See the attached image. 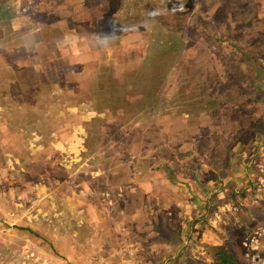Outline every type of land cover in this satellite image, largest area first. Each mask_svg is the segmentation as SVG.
<instances>
[{
  "label": "rangeland",
  "instance_id": "374dc122",
  "mask_svg": "<svg viewBox=\"0 0 264 264\" xmlns=\"http://www.w3.org/2000/svg\"><path fill=\"white\" fill-rule=\"evenodd\" d=\"M264 264V0H0V264Z\"/></svg>",
  "mask_w": 264,
  "mask_h": 264
},
{
  "label": "trees",
  "instance_id": "16d2710c",
  "mask_svg": "<svg viewBox=\"0 0 264 264\" xmlns=\"http://www.w3.org/2000/svg\"><path fill=\"white\" fill-rule=\"evenodd\" d=\"M215 256L219 260L220 264H236L234 257L228 254L222 247H217L215 250Z\"/></svg>",
  "mask_w": 264,
  "mask_h": 264
}]
</instances>
